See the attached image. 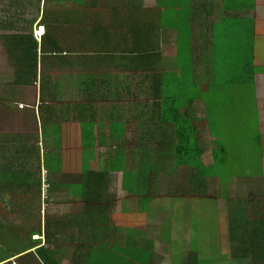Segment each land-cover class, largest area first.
<instances>
[{"label": "crops", "instance_id": "crops-1", "mask_svg": "<svg viewBox=\"0 0 264 264\" xmlns=\"http://www.w3.org/2000/svg\"><path fill=\"white\" fill-rule=\"evenodd\" d=\"M93 8L106 12L102 23L123 26L121 42L126 48L128 46V50L109 51L103 55L108 61L104 69L99 67L98 72L105 76V82L100 89L99 98L92 101L97 111L96 115L95 112L92 113V141L84 142L86 156L84 164L87 170L97 171L102 165L98 155L107 153L110 158L106 167L112 212L126 215L134 210L129 204H125L120 212L113 208L122 194L126 196L125 203L132 200L134 202L137 197L133 194V181L136 178L134 174L142 169V164L145 163L141 162V157L140 162H136L135 157L130 158L127 140L131 141L133 137L139 140L138 151L136 150L132 156L142 155L140 146H149L144 141L146 137L144 122L148 114L147 107L152 108L154 84L156 139L150 145L155 144L154 168L157 173L154 174L152 184L155 190V187L159 188L160 182L166 178L165 185H172L175 192H168L162 196L168 203L177 199L179 202L199 204L210 198L207 195L210 192L208 189L215 181L220 185L218 176L212 177L211 172L217 166L218 159L221 160L218 150L226 135L216 132L218 130L214 122L219 119L214 121L213 117L229 113V109L220 111L221 108L245 106L251 94L262 133L259 145L260 171L250 178L226 185L223 190L227 188L234 198L230 196L227 199L220 198V203L224 206L225 201L229 202L228 206L225 204L224 212L228 231L231 230L233 218L264 221V198L259 203L256 200V196L260 195L257 192L264 189V0H109V2L94 0ZM115 12L117 14L113 15ZM257 23L259 27H256ZM246 36L248 45L245 44ZM231 44H235L234 51L231 50ZM243 45L248 54L241 55ZM261 58L263 63L259 64ZM113 59L118 61L113 62ZM127 83H131L130 87L125 86ZM108 85L110 86L107 87ZM142 89L147 90L143 96ZM132 91L139 93V99L131 93ZM78 92L83 94L80 87ZM237 92L241 95L237 96ZM224 96L228 99L233 97L231 105L230 102H223ZM83 100L84 97L78 102ZM145 106L147 111L143 110ZM184 130L192 135L187 146L195 150L196 147H200L203 150L198 161L191 159L192 151H181V157L178 160L176 158V147L181 144L180 134ZM81 135L82 139L86 140L82 130ZM98 140H102L101 145H98ZM117 142L122 144L121 147L115 146ZM94 144L97 147L93 146ZM106 146L108 151L103 150ZM112 146L116 148L110 152ZM89 147H95V150H90L93 151L92 154L97 151L94 168L87 166ZM160 152L173 156L169 173L162 167L169 164L170 158L164 157L162 160ZM120 154L127 155L124 163L119 159ZM132 160L136 162L135 165L131 164ZM202 172L205 178L201 177ZM115 179L117 184L113 186ZM236 186H249L252 192L237 196L230 190ZM61 188L67 190L68 193L64 191L65 196L71 195L66 184H62ZM111 189L113 192L117 191V194L111 195ZM151 193L148 196L151 199L150 203L156 198V195L153 196ZM254 206L259 208L258 217L251 213L250 208ZM198 209L194 208L192 211ZM180 215V211L176 209L171 218L180 223ZM144 226L123 228L121 233L118 232L125 237L128 233L131 234V243L124 245L129 249L136 248L138 253L133 252L132 255L136 259L141 258L140 261H144L150 253L148 250H151L153 253L148 264H170L168 260L171 255L164 252L169 250L172 243L182 248L186 245L181 233L184 229L174 232L171 225V228L169 227L172 231L171 239L168 230L170 245L163 244L162 234L159 244L150 241L147 246H143V240H137L133 235L134 229ZM225 245L232 251L230 240ZM144 250L147 252L144 253ZM227 260H222V264H227ZM235 260L237 259H233L232 262ZM131 263L137 264L132 259Z\"/></svg>", "mask_w": 264, "mask_h": 264}, {"label": "trees", "instance_id": "trees-1", "mask_svg": "<svg viewBox=\"0 0 264 264\" xmlns=\"http://www.w3.org/2000/svg\"><path fill=\"white\" fill-rule=\"evenodd\" d=\"M45 1L48 5L42 10L39 23L45 28L41 40L36 38L34 33L36 19L32 21L31 34H12L5 37L8 57L15 70L14 86L40 85L37 110L41 133L0 135V166L4 176L0 181V196L11 194L14 197L13 204L19 206L18 211L20 208L22 214L32 213L33 221L30 230L24 233L28 241L22 240L21 228L8 231L9 235H14V240L19 243L20 248L12 250L7 246L11 254L0 257V264H64L66 261L70 264H132L131 259L137 264H148L153 251L148 250V257L140 261L141 258L136 259L132 255L133 252L138 253V250L129 249L124 245L131 243V234L128 233L125 237L113 231L112 226H115V223L122 224L123 221L120 218L122 215L112 212V205L109 203L106 164L110 162V158L105 159L103 155H98L102 165L97 171L87 170L84 164V142L92 141V115L97 113L92 101L99 98L100 89L105 82V76L98 70L99 67H106L108 61L103 55L109 51H123L128 48L121 42L123 26L102 23L106 12L95 10L94 0ZM61 1H66L69 6L54 5ZM116 14L117 12L113 13ZM116 61L113 59V62ZM51 69L67 70L71 88L78 90L80 87L84 100H60L58 85H52L43 72ZM78 70L82 72L76 75ZM130 84L125 86L130 87ZM155 89L153 84L154 98ZM146 91L143 90L141 95ZM131 93L139 99V93ZM154 98L152 108H143L148 110L144 122V141L149 145L150 151L155 147L150 143H154L156 139ZM81 130L86 140L82 139ZM180 135L181 144L176 147L177 160L181 157V151H192L191 159L198 161L203 150L200 147L195 150L187 146L192 136L188 131L184 130ZM101 141L98 140V145H101ZM134 157L136 162H140L141 157V162L145 163L142 164L143 168L134 174L136 178L133 181V194L139 198L136 208L143 207L147 213L151 201L148 196L154 190V174L157 173L154 168L155 160L150 152L146 155L134 154ZM119 159L124 163L127 155L120 154ZM45 166L50 168V171L47 169L50 175L48 194H55L56 190L60 191L62 184H66L71 195L84 199L83 213H76L71 218L60 217L57 220H50V217L43 214V203L49 198L48 195L47 198L43 197L42 170ZM200 175L205 178L203 172ZM15 197L20 199V203ZM136 213L138 215H134V218L140 215L139 212ZM75 224L83 226L82 232L79 235H66L70 227H76ZM144 225L146 216L143 213L140 219L136 218L134 226ZM230 234L232 253L223 256L224 259L230 257L231 260L240 259L251 261L252 264H264L263 220L233 218ZM0 235L2 236V231ZM34 236H39V239H34ZM63 241V247L58 248ZM142 242L143 246L151 243L148 240ZM146 252L147 250H144V253Z\"/></svg>", "mask_w": 264, "mask_h": 264}, {"label": "rangeland", "instance_id": "rangeland-1", "mask_svg": "<svg viewBox=\"0 0 264 264\" xmlns=\"http://www.w3.org/2000/svg\"><path fill=\"white\" fill-rule=\"evenodd\" d=\"M47 5L45 0H0V135L41 133L37 110V105H39L40 101V85L34 87L14 86L15 70L8 57L5 37L12 34H31L32 21L36 19L34 33L35 37L41 40V37L45 33H42V28H45L41 27L39 23L42 18V10L44 7H47ZM54 5L57 7L69 6L66 1L57 2L54 3ZM256 27H259V23H257ZM245 44L248 45L247 36L245 38ZM249 45L252 46V44ZM234 46L235 44H231L232 51L235 50ZM244 53L248 54L243 45L241 55ZM255 55L257 56V54ZM260 61L259 64H262L263 59L261 58ZM43 72L48 76L52 85H58L60 100L64 102L78 101L83 97V94H79L78 90L71 88L70 74L67 70L51 69ZM80 72L82 71L78 70L75 74L78 75ZM141 91L142 90H140V92ZM236 95L239 96L241 94L237 92ZM224 97L223 102H230L231 105L233 97L230 99H228L227 96ZM228 109L229 113H221L219 116L215 115L213 117L214 121L219 119L214 122V126L218 130L216 132L220 135H226L218 150L221 160L218 159L217 166H215L211 172L212 177L218 176L219 179L217 180L220 184L218 185L215 181L208 189V192H210L207 195L213 200L211 201V199L208 198V200H203L199 204H190L186 201L179 202L177 199H174V202L168 203V201H166L167 199L164 200L162 196L168 192H175V190L172 188V185H165L164 182L166 178H164L163 181L160 182L159 188L156 186L154 192L151 193L153 196L156 195V198L153 202L149 203L147 213L143 207L136 208V203H138L139 200L138 197H135L137 202H135V200L133 202L132 200L131 202L128 201L125 203L126 196L123 194L120 195V200L117 201V205L113 209L120 212L123 210L125 204H129V206L134 207V210L131 214L122 215V217H120L123 221L122 224L115 223V226H112L113 231H120L121 233L123 228L134 226L136 218L140 219L144 213V216H146V225L143 228L134 229L133 236L137 240H149L159 244L163 234V244L167 245L169 244L168 230H170L171 239L172 231L176 232L178 229H184V231L181 232L183 240L186 243L184 248L172 243L169 250L164 252L171 255V258L168 260L170 264H222V260H227L221 256H229L230 253H232L231 250L228 249V246L225 245V243L231 239L224 213L226 211L225 204L228 206L229 202L225 201V204H223L224 206H222L220 198L227 199L228 196L234 198L227 188L225 190H223V188L230 183L239 182L238 180L240 179L250 178V176L256 175L257 172L260 171L258 169L261 156L259 145L262 139V133L259 127L260 124H258L257 108L252 104L251 94H249L248 103H246L245 106L221 108L220 111ZM145 131L146 129H144V132ZM138 142L139 140L134 137L131 141L127 140V143H129L128 155L132 159L134 158L132 154L136 152V150L138 151ZM120 144V142H117L115 146L121 147L122 144ZM93 146H96V144ZM116 147L112 146L110 152L115 151ZM140 147L142 148V155H146L150 152L155 160V147L151 148L152 151H150L149 146L143 145ZM90 150H95V147H89L87 150V154L90 156V158L88 156L87 166L94 168L97 161V151L92 154L93 151ZM103 150L108 151V147H104ZM159 155L162 160L164 157L170 158L169 164L162 167L163 170L169 173L173 164L172 154L166 155L165 152H160ZM103 156L106 159L108 154L105 153ZM115 156L117 157V155ZM45 161L47 163V159ZM194 163L196 164V162ZM131 164L135 165L136 162L132 160ZM47 169L50 171V168L47 166L43 168L42 175H44V171ZM167 172L165 174H167ZM3 178V170L0 166V181H2ZM116 184L117 180L115 179L113 186H116ZM59 190L60 191L56 190L55 194L49 192V198L43 203V214H45V216L50 217V220H57L56 218L64 216H66V218H71L74 214L79 212L83 213L85 211L84 199L73 198L71 195L65 196L63 192L65 191L68 193L67 190H64V188H59ZM222 190L224 192H222ZM230 190L236 193L237 196H244L252 192L249 186H236ZM260 190L257 192V194L260 195L256 196L258 203L264 198V189L262 188ZM227 191L229 193H226ZM110 194L115 195L117 191L113 192V189H111ZM0 200L2 201L0 204V231H2V236L0 235V257H5L11 254L7 246L12 250H18L20 248L19 243L14 240V235H9L8 231L10 229L15 230L16 228H21L20 235L22 240L28 241V237L24 233L30 230L33 221L32 213L31 215L22 214L20 208L18 211L19 206L17 207V205L13 204L14 197L11 194L0 196ZM16 200L20 203V199L16 198ZM198 205L200 206L199 209ZM194 208L198 210L192 211ZM176 209L181 213L179 217L181 220L180 223L177 220L173 221L171 218V214L175 212ZM250 210H252L251 213L255 216H259L260 211L258 207L254 206L250 208ZM135 211L139 212L140 215L134 218V215H138ZM255 216H252V218H257ZM171 225L172 231L170 229ZM75 226L76 227L73 228L70 227V229L66 231V235H70V233L79 235L82 232V225L75 224ZM34 239L38 240L39 236H34ZM16 240L19 241L18 236H16ZM62 243L58 248H62L63 246L61 245H64L65 241ZM67 245L68 244H66V246ZM226 263L252 264L251 261L239 262L235 260L232 262L230 258H228ZM64 264H70V262L66 261Z\"/></svg>", "mask_w": 264, "mask_h": 264}, {"label": "built area", "instance_id": "built-area-1", "mask_svg": "<svg viewBox=\"0 0 264 264\" xmlns=\"http://www.w3.org/2000/svg\"><path fill=\"white\" fill-rule=\"evenodd\" d=\"M42 176H43V183H44V198H47L48 190H49V182H48L49 172L45 170L44 175Z\"/></svg>", "mask_w": 264, "mask_h": 264}, {"label": "bare ground", "instance_id": "bare-ground-1", "mask_svg": "<svg viewBox=\"0 0 264 264\" xmlns=\"http://www.w3.org/2000/svg\"><path fill=\"white\" fill-rule=\"evenodd\" d=\"M45 32V29L42 28V33Z\"/></svg>", "mask_w": 264, "mask_h": 264}]
</instances>
